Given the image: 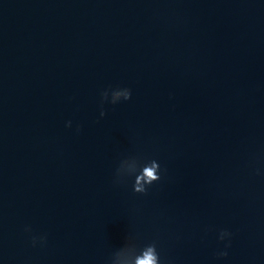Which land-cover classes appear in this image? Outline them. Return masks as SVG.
<instances>
[{"label": "water", "instance_id": "95a60500", "mask_svg": "<svg viewBox=\"0 0 264 264\" xmlns=\"http://www.w3.org/2000/svg\"><path fill=\"white\" fill-rule=\"evenodd\" d=\"M149 244L160 264H264V0H0V264Z\"/></svg>", "mask_w": 264, "mask_h": 264}, {"label": "clouds", "instance_id": "9594fccd", "mask_svg": "<svg viewBox=\"0 0 264 264\" xmlns=\"http://www.w3.org/2000/svg\"><path fill=\"white\" fill-rule=\"evenodd\" d=\"M100 95L102 99L107 100L109 104H116L121 100H128L131 95V90L128 87L116 86L104 89L100 93ZM100 116H104V112H102ZM70 125L71 121L65 122L66 127ZM128 179H131V190L133 192L143 193L146 191V186L151 185L154 181L160 179V165L155 159H153V161H151L149 164L142 166ZM141 181L143 183H141ZM24 231L31 232V229L29 226H25ZM230 237L231 233L226 229L218 230L217 240L224 242V248L214 253L217 258H223L227 256L226 249L230 244ZM44 239L45 237L43 235H33L30 237V241L33 246H35L37 243L42 244L44 242ZM133 264H160V258L156 251L155 245H145L136 256Z\"/></svg>", "mask_w": 264, "mask_h": 264}]
</instances>
